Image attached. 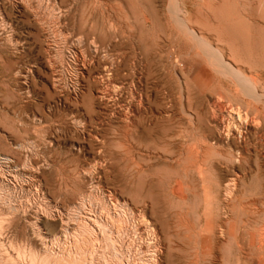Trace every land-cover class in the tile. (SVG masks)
I'll list each match as a JSON object with an SVG mask.
<instances>
[{
  "label": "rangeland",
  "instance_id": "1",
  "mask_svg": "<svg viewBox=\"0 0 264 264\" xmlns=\"http://www.w3.org/2000/svg\"><path fill=\"white\" fill-rule=\"evenodd\" d=\"M147 15L150 16V18ZM169 15L173 21L170 20L171 18ZM177 18L179 21L175 20ZM160 19L163 20L160 21ZM39 22H43L46 27L42 25L43 23L40 24ZM182 23L183 25H181ZM185 24L187 27H185ZM145 26L148 28L146 29ZM152 28L153 30L150 31ZM179 28H181L180 31L177 30ZM187 28L189 29L187 30ZM49 33H51V35H48ZM188 36L191 39H188ZM75 38L79 39L78 42ZM192 40H195L196 43L192 42ZM90 42L94 44L95 49L90 45ZM81 60L83 62H81ZM111 62H114L116 70H114L115 68L110 70ZM118 65L121 67L120 69ZM101 72H104L103 76ZM111 72L114 74L112 75ZM234 73H236V75ZM252 78H254L253 82L255 81L256 83L250 81ZM263 82L264 0H21L20 3L18 0H0V155H5L12 160L9 169L2 168L3 172L1 173V177L9 179L10 181L12 180L11 182L14 183L15 186L14 189L11 188L10 190L7 187L3 188L0 186V194L3 196V198L0 196V200L2 201V199H4L2 202L0 201V207L2 206L0 209V218L1 216L5 218L6 215L4 214L6 213L8 215L9 212L7 209H10V207L12 209L16 206L14 207L16 211L17 208L19 209L17 215L14 208L9 210L11 212L14 210L15 214H9L10 216H7L9 218H5L6 221L9 219L7 223H5L6 221L4 222L5 219L3 218L4 220L2 219L3 222L1 224L4 223L3 226H5H0L1 231L3 230L2 232L4 233L1 235L5 238L7 234L9 235L11 232V234H14L13 246L8 249L9 258L6 260L5 264H9L11 260L15 261L17 258L20 262H26L29 258V252L31 250V252H33L35 244L38 247V249H36L37 247L34 248L36 255L34 252H30L31 256L33 254L36 256L35 260H33L34 264H38V262L39 264L43 263L44 257H47V250H64L66 254L63 253L64 255H62L66 260L65 264L73 263L74 259L76 260H74V263H77L80 257L78 259V256L75 254H73L75 256L70 254L71 258L67 256L69 253V251L67 252V250H69V236L74 230V227L83 219V215L88 217L91 215L95 216L98 214L97 212L100 211L99 208L107 205L109 208L111 202L112 204L116 202L121 203L122 200H127L130 205L134 206H141L144 203L147 221L145 223L148 226L144 223L143 225H139L138 222L130 219L128 222L129 224H126L128 226L127 230L132 232H126L124 236H117L115 233H110V236H108L111 239H109V237L106 236L109 234L107 231L102 238L106 241L104 242V240L99 239L103 241L102 243L104 245H102L101 241L100 244L99 240L95 242L92 240V242H94V247L99 246L96 248V252L93 255L94 264L97 262V264H101V258L104 259L108 253L107 251L114 253V255L109 253V255L107 254L108 256L105 257L104 260H106L108 264H115L118 259H121V257L124 258L126 251L127 254L125 257L133 260V263L136 262L135 264H141L139 261H144V264L145 260L152 256V253L155 251L156 247L153 245L154 239H157L159 244L157 245L158 249L156 248V253L157 255L159 254L158 257L161 259L160 261H162L161 264H210L209 262L216 264L217 262L220 263V261L222 262L220 264H264V253L258 248L259 245L257 241L260 236H264V136L260 137L261 133L264 135ZM259 83L261 84L259 85ZM136 84L139 88H137ZM243 85L246 86L247 91L244 90ZM102 94H104V96ZM140 103L143 106L144 104L150 105H145V107H143ZM138 104H140V106ZM156 109L159 110L156 111ZM131 110H133L132 113ZM231 112H236L238 117L240 116L239 119L241 123L237 121V118L234 114H231ZM125 113L133 120V126H126V121L124 119ZM164 113L169 117L165 116ZM186 113L189 115H186ZM163 115L165 116L164 118ZM188 117L192 121H190ZM246 117L248 119H246ZM177 118H182V121L180 119V121L177 120ZM175 120L178 122L176 123ZM218 120L228 121L231 127L234 126L239 129L238 131L240 134L238 133V135L242 137L240 138L238 135L237 137L231 136L232 138H228V141H224V143L215 142V140L208 142L211 152L209 151L207 159L202 161V167H205V175L203 177L198 178L199 176L193 172H185L183 170V166L185 165V160L182 157L183 154H180L182 152L177 151L176 148L178 147L177 149L183 151L182 148L184 149L186 144H193L195 147L201 143L203 144L201 135L204 131L205 135L210 138L215 136L217 129L215 122ZM76 122L78 124L83 123V125H77ZM190 126L191 128L193 126L194 131L190 132ZM144 127L147 129L146 134L149 137L148 141L145 140V134L142 132L144 131ZM168 129L176 133L174 139L175 143H173L172 146L168 143H162L161 140H155L153 137ZM128 130H130L126 132L128 135L124 133L123 136H121L123 131ZM95 132H99L98 134L101 137L94 134ZM92 134L94 137H92ZM95 136L96 139H94ZM259 141L262 142L259 143ZM123 142L125 143L123 144ZM178 142H181L182 146ZM126 144H129L131 147ZM230 145L232 148L229 147ZM214 146L216 147L214 148ZM101 147L106 148L104 149ZM20 150L23 151L21 152ZM220 150H224V153ZM218 151H220V153ZM233 151L235 153H233ZM126 156H128L127 159ZM103 157H105V159H103ZM180 157H182V159ZM199 157L198 155V158ZM134 159L137 161L135 162ZM26 160L29 161L28 166ZM175 160L177 163H175ZM238 160L241 161L242 164H237L240 163ZM259 163L261 165H259ZM169 164H172V166H169ZM31 165L32 167H30ZM138 165L148 171L139 173L137 171ZM210 165H212L213 168ZM236 165L237 167H235ZM177 166L179 168H177ZM33 167L35 169H33L35 172L34 174L32 171ZM86 167L92 168L91 173L88 172L90 169H86V171L83 169ZM155 167H158V169ZM9 174L11 177L8 176ZM25 175L28 176L26 177ZM195 175L197 176L195 177ZM31 177H36L34 179L38 178V181ZM79 177L82 178L80 179ZM89 177H91V180ZM26 178L30 180V183H27L28 180ZM84 178H87V180ZM203 178H205V180H202ZM242 178L243 180H241ZM25 180L27 181L25 182ZM159 180L161 182H159ZM102 181L104 184H101ZM176 182L181 183L183 186L182 196H178L173 192V187ZM199 182L201 183L199 184ZM218 182H220V184ZM97 183L102 187L97 185ZM171 183L172 185L169 187ZM20 184H22V186ZM232 184L233 186L231 188L229 185ZM90 185L91 187H89ZM95 185L98 186V189ZM216 185L218 187L220 185L219 188L223 189L220 191ZM84 186L86 188H84ZM132 186L135 187L133 188ZM29 188L32 189L29 190ZM90 188L93 189L92 192ZM127 188L130 189L128 190ZM262 188L263 192L261 191ZM15 189L17 191H15ZM39 190L43 193L41 191L39 192ZM123 193H126L125 197ZM230 193L232 194L230 195ZM81 195L84 196L81 197ZM228 195L231 198H226ZM222 196H224L225 199ZM89 197L91 199L93 198V200H89ZM96 197L101 199H99L100 202L96 200L98 199ZM121 197L123 199H121ZM235 197L239 198L236 199ZM79 198H83L80 200L84 203L78 200ZM220 198H223V200ZM6 199H8V201H6L7 203L5 202ZM87 199L90 202L87 201ZM227 199H230L228 201L229 203H227ZM253 199L256 202H254ZM85 200L89 203V207ZM224 200L226 201L224 202ZM238 200H240V202ZM76 201L79 203L77 204ZM91 201L99 202V204L94 202L93 205ZM106 201H108L109 204ZM230 202H236L235 206ZM8 203H10L11 206ZM118 203L115 204V206L113 205L115 209H117V205L121 208ZM79 204H85L87 207L85 205L79 206ZM241 204H243L244 208H242ZM4 205L5 208L3 207ZM7 205L10 207L8 208ZM69 205L72 209L71 207H69L70 209L68 208ZM19 207L23 208L25 211ZM38 207L41 209L39 210ZM225 207H227V209ZM79 209L82 211L83 209L86 210L82 213ZM90 209L92 213H90L91 215L89 216L88 213ZM95 209L96 212H94V214L93 211H95ZM209 209L212 211H208ZM27 210L28 212H26ZM63 210H65L66 213ZM85 211L87 214L84 213ZM147 211H149V213ZM258 211L259 213L257 214ZM51 212H53V214ZM57 212H61L62 214L65 213L63 214L64 219L61 216L62 214H58ZM73 212L75 213L73 214ZM11 215H15L16 218H12ZM19 215L22 216L19 218ZM220 215L223 216L221 217ZM64 216H67L68 219ZM36 217H39L40 220L36 219ZM69 219H72L71 223ZM18 220L24 222L22 223L20 221L19 223ZM25 220L27 222H25ZM207 220L210 221L207 222ZM183 222H188L189 225H186L190 226L189 228L191 230H189L192 231L193 229L194 232L187 231V226H185ZM10 223H12L11 226L14 227V231L13 229L9 230ZM219 223L221 225H219ZM6 225L8 230L5 228ZM15 226L17 228H15ZM214 226L216 228H214ZM26 227L30 228L28 229ZM67 228L70 229L68 230ZM150 229H152L153 233H151ZM201 229L204 232L201 231ZM62 230L64 232H62ZM217 230L220 231L218 232ZM256 231H259V233H256ZM15 232L17 234H15ZM37 232H40V234ZM172 232L173 234H171ZM67 233L69 236L66 235ZM135 234L136 236H134ZM216 234L219 236H216ZM21 235H23L22 239L19 238ZM54 235L56 236L55 238ZM127 235L129 236L128 239ZM3 236H1L2 239H4ZM113 236L115 238H113ZM214 236L215 238L213 239ZM1 237L0 240H2ZM64 238L66 239L64 240ZM220 238L221 241L223 239L226 240L221 242ZM238 238H240V240ZM137 239L139 240L137 241ZM20 240L23 243H21ZM29 240H31V242ZM36 240L37 243H34ZM110 240H112V243ZM213 240H216V242ZM16 241L17 244L15 245ZM40 241L41 243H39ZM97 242L100 245L97 244ZM107 242L112 247L107 245ZM116 242H118L117 244L119 245H117ZM217 242H220L219 246ZM18 243L19 246L17 247ZM171 243L175 246L174 248H172L173 246ZM48 244L50 246H48ZM215 244L217 245L215 246ZM251 244L254 245L252 246ZM24 245L27 247V249H25L26 251H23L24 248H19L22 246L24 247ZM39 245L41 247H39ZM138 245L140 246L138 247ZM177 245H181V247H177ZM3 246L6 247L7 244H3ZM107 246L111 247H108V249L111 250H107ZM13 247H17L19 252L15 253L17 250ZM1 248L2 246L0 245V251L3 252L4 248ZM198 248L200 250H198ZM214 248H217V251H215ZM41 250H44V252ZM116 250L119 251L117 252ZM146 250L149 253H147ZM192 250H194V253H192ZM22 253L23 255L25 254V256L19 255ZM128 254L131 255L129 256ZM194 254H198L197 256L199 259ZM214 254L217 256L215 255V257ZM1 255L2 253L0 254V264H4ZM143 256L145 258H143ZM170 257H172L173 260ZM194 257L196 258L194 259ZM201 257H203V259ZM135 258H137V260ZM184 258H186V260ZM241 258L243 260H241ZM17 260L12 263L19 264L20 262H17Z\"/></svg>",
  "mask_w": 264,
  "mask_h": 264
},
{
  "label": "bare ground",
  "instance_id": "2",
  "mask_svg": "<svg viewBox=\"0 0 264 264\" xmlns=\"http://www.w3.org/2000/svg\"><path fill=\"white\" fill-rule=\"evenodd\" d=\"M13 1V0H12ZM21 1V0H20ZM20 1L18 0V2L20 3ZM25 1V0H24ZM139 1V0H138ZM177 1V0H176ZM17 2V1H16ZM27 2V1H26ZM149 3V2H148ZM171 4H173L172 2H170ZM14 4V3H13ZM29 4V3H28ZM27 4V5H28ZM94 4V3H93ZM145 4V3H144ZM169 4V3H168ZM11 5V4H10ZM21 5H22V3H21ZM25 5H26V3H25ZM139 5V4H138ZM178 5V4H177ZM177 5H176V7H177ZM23 6V5H22ZM153 6V5H152ZM14 7V6H13ZM20 7V6H19ZM26 7V6H25ZM24 7V8H25ZM168 7H169V5H168ZM17 8V7H16ZM29 8V7H28ZM31 8V7H30ZM69 8V7H68ZM21 9H22V7H21ZM29 10V9H28ZM151 10V9H150ZM179 10V9H178ZM177 10V11H178ZM120 11H121V9H120ZM31 12H32V10H31ZM150 12V11H149ZM153 12V11H152ZM148 13V12H147ZM35 15V14H34ZM173 15V14H172ZM36 16V15H35ZM55 16V15H54ZM148 16V15H147ZM170 16V15H169ZM149 18H150V16H148ZM147 17V18H148ZM154 17H156V16H154ZM153 17V18H154ZM173 17V16H172ZM175 17V16H174ZM178 17V16H177ZM184 17V16H183ZM182 17V18H183ZM37 18V17H36ZM54 18V17H53ZM143 18V17H142ZM170 18H171V16H170ZM4 19V18H3ZM2 19V20H3ZM59 19V18H58ZM159 19V18H158ZM168 19V18H167ZM37 20H39V19H37ZM156 20V19H155ZM163 20V19H162ZM161 19H160V21H162ZM169 20V19H168ZM171 21H173L172 20V18L170 19ZM169 20V21H170ZM175 20H177V21H179L178 20V18L177 19H175ZM183 20V19H182ZM245 20V19H244ZM40 21V20H39ZM54 21V20H53ZM177 21H175V22H177ZM5 22V21H4ZM3 22V23H4ZM57 22V21H56ZM144 22V21H143ZM182 22V21H181ZM256 22V21H255ZM40 23V22H39ZM43 23V22H42ZM42 23H40V24H42ZM151 23V22H150ZM162 23V22H161ZM249 23V22H248ZM253 23V22H252ZM173 24V23H172ZM43 26H45L46 27V25L43 23L42 24ZM181 25H183V23L181 24ZM186 25V24H185ZM249 25H250V23H249ZM5 26V25H4ZM3 26V27H4ZM41 26V25H40ZM129 26H130V24H129ZM139 26V25H138ZM147 26V25H146ZM145 26V27H146ZM150 26V25H149ZM178 26H179V23H178ZM151 27V26H150ZM163 27V26H162ZM171 27V26H170ZM173 27V26H172ZM183 27V26H182ZM185 27H187V25L185 26ZM49 28V27H48ZM148 27H146V29H147ZM41 29H43V28H41ZM50 29V28H49ZM48 29V30H49ZM150 29V28H149ZM172 29V28H171ZM175 29V28H174ZM180 29L181 28H179V29H177V30H179L180 31ZM184 29V28H183ZM183 29H182V31H183ZM189 28H187V30H188ZM45 30V29H44ZM145 30V29H144ZM153 30V28L150 30V31H152ZM163 30V29H162ZM43 31V30H42ZM133 31V30H132ZM165 31V30H164ZM116 32V31H115ZM137 32V31H136ZM197 32V31H196ZM133 33H134V31H133ZM133 33H132V35H133ZM165 33V32H164ZM168 33H170V32H168ZM167 33V34H168ZM176 33V32H175ZM192 33V32H191ZM194 33V32H193ZM112 34V33H111ZM138 34V33H137ZM171 34V33H170ZM169 34V35H170ZM45 35H47V34H45ZM48 35H51V33H49ZM115 35V34H114ZM51 37V36H50ZM78 37H80V36H78ZM189 37V36H188ZM47 38V37H46ZM134 38V37H133ZM76 39V41L78 42V38H75ZM188 39H191L190 37L188 38ZM137 40H138V38H137ZM48 41V40H47ZM192 42H195V40H192ZM73 43V42H72ZM196 43V42H195ZM200 43V42H199ZM135 44H136V42H135ZM205 44V43H204ZM76 45V44H75ZM90 45L92 46V47H94V49H95V46H94V44L93 43H91L90 42ZM200 45H201V43H200ZM115 46V45H114ZM159 47V46H158ZM202 48V47H201ZM154 49V48H153ZM158 49V48H157ZM156 49V50H157ZM166 49V48H165ZM155 51V50H154ZM167 51V50H166ZM156 52V51H155ZM162 53V52H161ZM74 54V53H73ZM189 55V54H188ZM218 57V56H217ZM82 58H84V57H82ZM213 58V57H212ZM125 59H126V57H125ZM86 61H87V59H86ZM140 61V60H139ZM81 62H83L82 60H81ZM107 62V61H106ZM85 63V62H84ZM123 63V62H122ZM138 63H140V62H138ZM119 64V63H118ZM136 64V63H135ZM120 65V64H119ZM119 65H118V67H119ZM81 66V65H80ZM79 66V67H80ZM83 66V65H82ZM81 66V67H82ZM120 66H122V65H120ZM177 66V65H176ZM84 67V66H83ZM109 67V66H108ZM136 67V66H135ZM211 67V66H210ZM75 68V67H74ZM114 69L115 68V65H114V62H111L110 63V70L111 69ZM121 67H119V69H120ZM233 68V67H232ZM79 69V68H78ZM137 69H139V68H137ZM235 69V68H234ZM107 70V69H106ZM105 70V71H106ZM110 70H109V72H110ZM114 70H116V68L114 69ZM176 70V69H175ZM230 70V69H229ZM256 70V69H255ZM104 71V72H105ZM113 71V70H112ZM120 71V70H119ZM119 71H117V72H119ZM136 71V70H135ZM80 72V71H79ZM103 72V73H104ZM116 72V73H117ZM233 72V71H232ZM102 73V72H101ZM103 73H102V76H103ZM112 73V72H111ZM110 73V74H111ZM142 73V72H141ZM238 73V72H237ZM114 73H112V75H113ZM133 74H135V73H133ZM230 74H233V73H230ZM235 75H236V73H234ZM240 74V73H239ZM257 74V73H256ZM105 75V74H104ZM106 75H108V74H106ZM139 75V74H138ZM143 75V74H142ZM241 75V74H240ZM259 75V74H258ZM100 76H101V74H100ZM251 76V75H250ZM105 77V76H104ZM103 77V78H104ZM107 77V76H106ZM133 77V76H132ZM134 77H136V76H134ZM140 77V76H139ZM256 78V77H255ZM258 78V77H257ZM130 79V78H129ZM133 79V78H132ZM138 79H140V78H138ZM249 80V79H248ZM253 80H254V78H252L250 81H252L253 82ZM135 81V80H134ZM137 81V80H136ZM179 81V80H178ZM130 82H132V81H130ZM129 82V83H130ZM244 82V81H243ZM128 83V82H127ZM253 83H256L255 81L253 82ZM262 83V82H261ZM261 83H259V85L261 84ZM264 83V82H263ZM141 84V83H140ZM247 84V83H246ZM252 84V83H251ZM125 85V84H124ZM129 85V84H128ZM131 86H133V85H131ZM136 86H137V84H136ZM142 86V85H141ZM244 86V85H243ZM253 86V85H252ZM251 86V87H252ZM255 86V85H254ZM118 87V86H117ZM123 87H125V86H123ZM122 87V88H123ZM129 87V86H128ZM134 87V86H133ZM258 87H260V86H258ZM137 88H139L138 86H137ZM136 88V89H137ZM244 88V90H246L247 91V89H246V86H244L243 87ZM264 88V87H263ZM125 89V88H124ZM157 89V88H156ZM181 89V88H180ZM259 89V88H258ZM130 90H132V89H130ZM249 90V89H248ZM264 91V90H263ZM103 93V92H102ZM133 94H135V93H133ZM101 95V94H100ZM103 96H104V94H102ZM107 95V94H106ZM136 95V94H135ZM102 97V96H101ZM141 97V96H140ZM145 97V96H144ZM144 97H143V99H144ZM181 98H183V97H181ZM146 99V98H145ZM107 100V99H106ZM142 100V99H141ZM159 100V99H158ZM184 100V99H183ZM109 101V100H108ZM147 101V100H146ZM182 101V100H181ZM187 101V100H186ZM140 102V101H139ZM141 102H143V101H141ZM170 102V101H169ZM137 103V102H136ZM163 103V102H162ZM141 104V103H140ZM140 104H138L139 106H140ZM181 104V103H180ZM134 105V104H133ZM142 105V104H141ZM145 105H148V104H144V106L143 107H145ZM150 105V104H149ZM148 105V106H149ZM187 105V104H186ZM153 106V105H152ZM184 106V105H183ZM198 106V105H197ZM200 106V105H199ZM202 106V105H201ZM215 106V105H214ZM259 106V105H258ZM181 107H182V105H181ZM131 108V107H130ZM151 108V107H150ZM153 108V107H152ZM157 108V107H156ZM224 108H225V106H224ZM233 108V107H232ZM232 108H231V110H232ZM183 109V108H182ZM212 109V108H211ZM135 110V109H134ZM137 110V109H136ZM140 110V109H139ZM159 110V109H158ZM157 109H156V111H158ZM125 111V110H124ZM132 111L133 110H131V113H132ZM138 111V110H137ZM185 111V110H184ZM200 111V110H199ZM140 112V111H139ZM155 112V111H154ZM165 112V111H164ZM181 112V111H180ZM138 113V112H137ZM148 113V112H147ZM152 113H153V110H152ZM162 113V112H161ZM170 113V112H169ZM173 113V112H172ZM198 113V112H197ZM201 113V112H200ZM127 113H125L124 115V119H125V121H126V126H128V127H131V126H133V120H131V118H129V116L128 115H126ZM134 114V113H133ZM144 114V113H143ZM156 114V113H155ZM159 114V113H158ZM165 114V113H164ZM180 114H182V113H180ZM188 113H186V115H187ZM231 114H234L235 115V117L237 118V121H239L240 122V119H239V117H238V114L235 112V113H232L231 112ZM135 115V114H134ZM140 115V114H139ZM149 115V114H148ZM177 115H179V114H177ZM176 115V116H177ZM189 115V114H188ZM198 115H201V114H198ZM204 115H207V114H204ZM230 115V114H229ZM246 115V114H245ZM137 116V115H136ZM141 116V115H140ZM150 116H152V115H150ZM165 116H167L166 114H165ZM164 115H163V118L165 117ZM174 116H175V114H174ZM181 116V115H180ZM179 116V117H180ZM185 116V115H184ZM192 116V115H191ZM231 116V115H230ZM131 117H133V116H131ZM167 117H169V116H167ZM167 117H166V119H167ZM178 117V116H177ZM199 117V116H198ZM206 117V116H205ZM74 118V117H73ZM137 118H139V117H137ZM147 118H148V116H147ZM189 118V117H188ZM128 119V120H127ZM161 119V118H160ZM159 119V120H160ZM176 119V118H175ZM180 119V118H179ZM178 118H177V120H179ZM182 119V118H181ZM180 119V120H181ZM203 119V118H202ZM246 119H248L247 117H246ZM245 119V120H246ZM75 120H77V119H75ZM75 120H74V123H75ZM80 120V119H79ZM79 120H78V122H79ZM142 120V119H141ZM144 120V119H143ZM179 120V121H180ZM187 120V119H186ZM189 120H190V118H189ZM81 121V120H80ZM124 121V122H125ZM134 121H136V120H134ZM149 121V120H148ZM182 121V120H181ZM190 121H192V120H190ZM201 121V120H200ZM175 122H176V120H175ZM178 122V121H177ZM176 122V123H177ZM188 122V121H187ZM245 122V121H244ZM77 123V122H76ZM136 123V122H135ZM134 123V124H135ZM140 123V122H139ZM162 123V122H161ZM164 123V122H163ZM184 123H185V121H184ZM192 123V122H191ZM209 123V122H208ZM241 123V122H240ZM79 124H82L83 125V123H79ZM78 123H77V125H79ZM124 124V123H123ZM137 124V123H136ZM156 124V123H155ZM180 124V123H179ZM182 124V123H181ZM76 125V124H75ZM82 125H81V127H82ZM143 125V124H142ZM150 125V124H149ZM166 125V124H165ZM169 125V124H168ZM199 125V124H198ZM197 125V126H198ZM210 125V124H209ZM247 125V124H246ZM246 125H245V127H246ZM73 126H74V124H73ZM158 126H159V124H158ZM184 126V125H183ZM215 126H216V134H215V136H213L212 138H210L209 136H207V135H205V131H204V135L202 134L201 136H202V139H201V141L203 142V144L201 145V144H199L198 146H196L197 148H199L200 149V151H199V149H197L195 146H193V144L192 145H187L186 144V147H184V149L182 148V150L183 151H180L179 149H177L178 147V145L176 146L177 148H176V150L177 151H179V152H182V153H180V154H183V159L185 160V165L183 166V170L185 171V172H188V173H191V172H193L194 174H197L199 177L198 178H201V177H203L204 175H205V170H204V168L205 167H202V161H204V160H206L207 159V156H208V152L210 151L209 150V144H208V142H210L211 140H215V142L217 141V142H223L224 143V141H228V138L229 139H231L232 137H237V135H238V133H239V129H237L236 127H234V126H230L229 125V123H228V121L226 122V121H216L215 122ZM80 127V126H79ZM156 127V126H155ZM210 127H211V125H210ZM121 128H122V125H121ZM184 128H186V127H184ZM190 128H191V126H190ZM125 129V128H124ZM186 129H188V128H186ZM205 129V128H204ZM82 130V129H81ZM126 130V129H125ZM143 130L144 131H142L144 134H145V140L146 141H148V136H147V129L144 127L143 128ZM200 130V129H199ZM130 130H128V131H123V133H121V136H123V134L125 133V135H128L126 132H129ZM192 131H194L193 130V126H192V128H191V130H190V132H192ZM202 131V130H201ZM165 132V133H164ZM99 133V132H98ZM97 132H95L94 134H96L97 136H99V137H101L99 134H98ZM157 133V132H156ZM198 134H200V133H198ZM240 134V133H239ZM93 135V134H92ZM91 135V136H92ZM124 135V136H125ZM134 135V134H133ZM155 135V134H154ZM192 135H193V133H192ZM255 135V134H254ZM200 136V137H201ZM232 136V137H231ZM239 136V135H238ZM257 136V135H256ZM264 135H262V133H261V136L260 137H263ZM92 137H94V135L92 136ZM104 137V136H103ZM154 137V139L155 140H161L162 141V143H168L169 145H171L172 146V144L173 143H175L174 142V139H175V137H176V133H175V131L173 132V131H170L169 129L168 130H166V131H163V133L161 132V133H159V134H157V135H155V136H153ZM195 137H197V136H195ZM231 137V138H230ZM240 137V136H239ZM242 137V136H241ZM240 137V138H241ZM247 137V136H246ZM198 138V137H197ZM258 138V137H257ZM94 139H96V136H95V138ZM105 139V138H104ZM124 139V138H123ZM127 139V138H126ZM245 139V138H244ZM99 140V139H98ZM102 141V140H101ZM100 141V142H101ZM105 141V140H104ZM107 141V140H106ZM111 141V140H110ZM125 141V140H124ZM128 141V140H127ZM199 141V140H198ZM138 142V141H137ZM187 142V141H186ZM195 142V141H194ZM238 142V141H237ZM243 142H244V140H243ZM243 142H242V144H243ZM252 142V141H251ZM262 142V141H261ZM260 141H259V143H261ZM21 143H23V142H21ZM25 143V142H24ZM103 143V142H102ZM125 142H123V144H124ZM129 143V142H128ZM178 143H180V145H181V142H178ZM196 143V142H195ZM226 143V142H225ZM234 143V142H233ZM254 143V142H253ZM258 143V142H257ZM258 143V144H259ZM28 144V143H27ZM100 144V143H99ZM130 144V143H129ZM128 144V145H129ZM138 144V143H137ZM213 144V143H212ZM228 144V143H227ZM241 144V145H242ZM245 144V143H244ZM21 145V144H20ZM111 145V144H110ZM127 145V144H126ZM127 145V146H128ZM131 145V144H130ZM129 145V146H130ZM133 145V144H132ZM179 145V146H180ZM195 145V144H194ZM211 145V144H210ZM214 145V144H213ZM225 145V144H224ZM229 145V144H228ZM250 145H252V144H250ZM29 146H30V144H29ZM100 146V145H99ZM103 146H104V143H103ZM108 146V145H107ZM136 146H138V145H136ZM136 146H133V147H136ZM142 146V145H141ZM166 146V145H165ZM168 146V145H167ZM182 146V145H181ZM180 146V147H181ZM185 146V145H184ZM238 146V145H237ZM247 146V145H246ZM258 146V145H257ZM21 147V146H20ZM131 147V146H130ZM216 146H214V148H215ZM224 147V146H223ZM223 147H222V149H223ZM229 147H231V145L229 146ZM228 147V148H229ZM240 147V146H239ZM253 147H255V146H253ZM19 148V147H18ZM29 148V147H28ZM101 148H104V147H101ZM101 148H100V150H101ZM106 148V147H105ZM104 148V149H105ZM137 148H139V147H137ZM141 148V147H140ZM166 148V147H165ZM227 148V147H226ZM225 148V149H226ZM227 148V149H228ZM232 148V147H231ZM237 148V147H236ZM244 148V147H243ZM246 148V147H245ZM17 149V148H16ZM128 149V148H127ZM126 149V150H127ZM130 149V148H129ZM29 150V149H28ZM99 150V151H100ZM131 150V149H130ZM129 150V151H130ZM140 150V149H139ZM154 150V149H153ZM174 150V149H173ZM229 150H232V149H230L229 148ZM18 151V150H17ZM21 152L23 151V150H20ZM98 151V152H99ZM108 151V150H107ZM122 151H124V150H122ZM143 151V150H142ZM217 151V150H216ZM220 151H224V150H220ZM220 151H218L219 153H220ZM257 151V150H256ZM19 152V151H18ZM24 152H27V151H24ZM29 152V151H28ZM148 152V151H147ZM158 152V151H157ZM211 152V151H210ZM229 152V151H228ZM231 152V151H230ZM238 152V151H237ZM260 152V151H259ZM32 153V152H31ZM105 153V152H104ZM108 153V152H107ZM133 153V152H132ZM142 153V152H141ZM224 153V152H223ZM233 153H235L234 151H233ZM247 153V152H246ZM23 154H25V153H23ZM113 154V153H112ZM111 154V155H112ZM121 154V153H120ZM135 154H137V153H135ZM134 154V155H135ZM143 154V153H142ZM263 154V153H262ZM30 155V154H29ZM106 155V154H105ZM105 155H103V156H105ZM122 155V154H121ZM124 155H127V154H124ZM134 155H133V157H134ZM138 155H139V153H138ZM160 155V154H159ZM198 155L200 156L199 158H198ZM222 155V154H221ZM235 155H237V154H235ZM241 155H243V154H241ZM164 156H165V153H164ZM170 156H172V155H170ZM180 156V155H179ZM223 156V155H222ZM264 156V155H263ZM107 157V156H106ZM150 157V156H149ZM166 157V156H165ZM182 157H180L181 159H182ZM243 157V156H242ZM27 158H28V154H27ZM124 158V157H123ZM128 158V156H126V159ZM139 158H140V156H139ZM142 158H144V157H142ZM141 158V159H142ZM163 158V157H162ZM179 158V159H180ZM231 158V157H230ZM244 158V157H243ZM12 159V158H11ZM26 159V158H25ZM103 159H105V157H103ZM109 159V158H108ZM200 159V160H199ZM238 159V158H237ZM239 159H240V157H239ZM245 159V158H244ZM243 159V160H244ZM263 159H264V157H263ZM115 160V159H114ZM129 160V159H128ZM153 160V159H152ZM178 160V159H177ZM235 160V159H234ZM27 161V160H26ZM125 161V160H124ZM134 161H135V159H134ZM137 161V160H136ZM135 161V162H136ZM161 161V160H160ZM237 161V160H236ZM239 161V160H238ZM11 162H12V160H10V158L9 157H7V156H3V155H0V183H1V187H3V188H9V190L11 189V188H15V186H14V183H12L9 179H6V178H2L1 177V173L3 172L2 171V168H6V169H9L10 168V165H11ZM20 162V161H19ZM154 162V161H153ZM167 162V161H166ZM165 162V163H166ZM235 162V161H234ZM240 163H237V164H242L241 163V161H239ZM247 162V161H246ZM28 163H29V161H27V166H28ZM139 163V162H138ZM137 163V164H138ZM164 163V164H165ZM175 163H177L176 162V160H175ZM174 163V164H175ZM263 163V162H262ZM12 164H14V163H12ZM90 164V163H89ZM97 164V163H96ZM136 164V165H137ZM161 164H162V162H161ZM223 164V163H222ZM222 164H221V166H222ZM225 164V163H224ZM247 164V163H246ZM122 165V164H121ZM139 165H140V163H139ZM139 165H138V169H137V171L139 172V173H145V172H147L148 170L147 169H143L142 167H139ZM142 165V164H141ZM178 165V164H177ZM218 165V164H217ZM227 165V164H226ZM225 165V166H226ZM231 165H232V163H231ZM259 165H261L260 163H259ZM13 166V165H12ZM98 166V165H97ZM158 166V165H157ZM169 166H172V164L170 165L169 164ZM175 166V165H174ZM180 166H181V164H180ZM204 166V165H203ZM211 167H212V165H210ZM220 166V167H221ZM233 166V165H232ZM14 167V166H13ZM21 167H24V166H21ZM20 167V168H21ZM30 167H32V165L30 166ZM92 167V166H91ZM94 167H96V166H94ZM132 167V166H131ZM176 167V166H175ZM174 167V168H175ZM182 167V166H181ZM207 167V166H206ZM234 167V166H233ZM235 167H237V165L235 166ZM15 168V167H14ZM18 168V167H17ZM16 168V169H17ZM124 168V167H123ZM155 168H157L158 169V167H155ZM177 168H179L178 166H177ZM213 168V167H212ZM212 168H210V169H212ZM243 168V167H242ZM241 168V169H242ZM256 168V167H255ZM260 168V167H259ZM23 170H25L26 169V167H25V169L24 168H22ZM34 167L32 168V171H33V174L35 173L34 172ZM79 169V168H78ZM83 169H85V171H86V169H90V167L88 168V167H86V168H83ZM99 169V168H98ZM97 169V170H98ZM133 169H135V168H133ZM182 169V168H181ZM239 169H240V167H239ZM4 170V169H3ZM11 170V169H10ZM14 170V169H13ZM213 170V169H212ZM214 170H215V167H214ZM244 170H245V168H244ZM5 171V170H4ZM8 171V170H7ZM18 171V170H17ZM91 171H92V168L90 169V171L88 170V172L89 173H91ZM101 171V170H100ZM109 171V170H108ZM156 171V170H155ZM177 171H178V169H177ZM228 171V170H227ZM226 171V172H227ZM241 171V170H240ZM249 171V170H248ZM250 171H251V168H250ZM253 171H254V169H253ZM263 171V170H262ZM14 172V171H13ZM12 172V173H13ZM79 172V171H78ZM77 172V173H78ZM84 172V171H83ZM87 172V173H88ZM158 172V171H157ZM156 172V173H157ZM163 172V171H162ZM181 172V171H180ZM184 172V173H185ZM213 172V171H212ZM214 172H216V171H214ZM241 172H243V171H241ZM7 173H9V172H7ZM16 173V172H15ZM29 173V172H28ZM80 173V172H79ZM78 173V174H79ZM97 173V172H96ZM121 173V172H120ZM133 173V172H132ZM178 173V172H177ZM218 173V172H217ZM221 173V172H220ZM224 173V172H223ZM236 173V172H235ZM250 173V172H249ZM254 173V172H253ZM252 173V174H253ZM5 174V173H4ZM11 174V173H10ZM10 174L8 175V176H10ZM76 174V173H75ZM85 174V173H84ZM107 174V173H106ZM193 174V175H194ZM210 174V173H209ZM243 174V173H242ZM13 175H14V173H13ZM16 175H17V173H16ZM15 175V176H16ZM23 175V174H22ZM29 175H30V173H29ZM32 175V174H31ZM71 175H73V174H71ZM83 175V174H82ZM81 175V176H82ZM87 175V174H86ZM85 175V176H86ZM95 175V174H94ZM187 175V174H186ZM197 175H195V177L197 176ZM213 175V174H212ZM215 175H216V173H215ZM233 175H234V173H233ZM238 175V174H237ZM240 175H241V173H240ZM247 175V174H246ZM251 175V174H250ZM261 175V174H260ZM264 175V174H263ZM6 176V175H5ZM7 176V177H8ZM26 177L28 176V175H25ZM77 176V175H76ZM75 176V177H76ZM79 176V175H78ZM100 176V175H99ZM163 176V175H162ZM189 176H190V174H189ZM211 176V175H210ZM221 176V175H220ZM235 176V175H234ZM234 176H232V177H234ZM239 176V175H238ZM4 177V176H3ZM11 177V176H10ZM93 177V176H92ZM101 177V176H100ZM122 177V176H121ZM133 177V176H132ZM231 177V176H230ZM242 177V176H241ZM244 177V176H243ZM14 178V177H13ZM16 178V177H15ZM18 178V177H17ZM32 178V177H31ZM34 178H36V177H34ZM34 178H32V179H34ZM80 178V177H79ZM82 178V177H81ZM80 178V179H81ZM90 178V180H91V177H89ZM88 178V179H89ZM118 178V177H117ZM169 178V177H168ZM223 178H224V176H223ZM239 178V177H238ZM245 178V177H244ZM12 179V178H11ZM27 179V178H26ZM38 179V178H37ZM37 179H34V180H37ZM71 179V178H70ZM76 179V178H75ZM85 179V178H84ZM164 179V178H163ZM179 179V178H178ZM196 179V178H195ZM208 179V178H207ZM215 179V178H214ZM28 180V179H27ZM27 180H25V182L27 181ZM85 180H87V178L85 179ZM93 180V179H92ZM117 180V179H116ZM131 180V179H130ZM133 180V179H132ZM197 180V179H196ZM199 180V179H198ZM202 180H205V178H203ZM217 180V179H216ZM221 180L223 181V179L221 178ZM220 180V181H221ZM225 180V179H224ZM241 180H243V178L241 179ZM23 181V180H22ZM29 181V182H28ZM27 181V183H30V180H28ZM38 181V180H37ZM76 181V180H75ZM81 181V180H80ZM95 181V180H94ZM185 181V180H184ZM183 181V182H184ZM188 181V180H187ZM235 181V180H234ZM249 181V180H248ZM15 182H16V180H15ZM71 182V181H70ZM76 182H78V181H76ZM93 182V181H92ZM98 182V181H97ZM118 182V181H117ZM159 182H161L160 180H159ZM158 182V183H159ZM172 182V181H171ZM193 182V181H192ZM195 182V181H194ZM247 182V181H246ZM26 183V184H27ZM33 183V182H32ZM35 183V182H34ZM79 183V182H78ZM87 183V182H86ZM169 183V182H168ZM174 183V182H173ZM201 182H199V184H200ZM217 183V182H216ZM219 184H220V182H218ZM19 184V183H18ZM39 184H40V182H39ZM77 184V183H76ZM84 184V183H83ZM90 184H92V183H90ZM95 184V183H94ZM101 184H104L103 183V181H102V183ZM121 184V183H120ZM182 184H186V183H182ZM228 184V183H227ZM21 186H22V184H20ZM38 185V184H37ZM97 185H100L99 183H97ZM97 185H95V186H97ZM122 185V184H121ZM126 185V184H125ZM171 185H172V183L170 184V186L169 187H171ZM174 185V184H173ZM207 185V184H206ZM209 185V184H208ZM214 185V184H213ZM226 185V184H225ZM240 185V184H239ZM238 185V186H239ZM18 186V185H17ZM16 186V187H17ZM27 186V185H26ZM39 186V185H38ZM41 186V185H40ZM199 186V185H198ZM200 186H202V185H200ZM215 186V185H214ZM217 186V185H216ZM231 188H232V186H233V184L232 185H229ZM263 186V185H262ZM0 187V188H1ZM37 187V186H36ZM88 187V186H87ZM89 187H91V185L89 186ZM100 187H102L101 185H100ZM133 188L135 187V186H132ZM186 187H189V186H186ZM203 187V186H202ZM218 187V186H217ZM219 187H220V185H219ZM218 187V188H219ZM81 188V187H80ZM84 188H86L85 186H84ZM97 189H98V186L96 187ZM95 188V189H96ZM104 188V187H103ZM103 188H101V189H103ZM131 188V187H130ZM129 188V189H130ZM193 188V187H192ZM201 188V187H200ZM214 188V187H213ZM213 188H212V191H213ZM230 188V189H231ZM235 188V187H234ZM13 189H12V191H13ZM19 189V188H18ZM32 189V188H31ZM30 188H29V190H31ZM36 189H38V188H36ZM91 190V192H92V188H90ZM100 189V188H99ZM128 189V188H127ZM128 189V190H129ZM197 189H199V188H197ZM209 189V188H208ZM220 189V191H221V189H223V188H219ZM229 189V188H228ZM8 190V189H7ZM22 190H24V189H22ZM42 190V189H41ZM41 190H39V192L41 191ZM87 190H89V189H87ZM121 190V189H120ZM134 190V189H133ZM216 190V189H215ZM232 190V189H231ZM237 190V189H236ZM1 191V190H0ZM15 191H17L16 189H15ZM20 191V190H19ZM96 191V190H95ZM101 191V190H100ZM161 191V190H160ZM166 191H167V189H166ZM196 191V190H195ZM207 191V190H206ZM210 191V190H209ZM219 191V192H220ZM229 191V190H228ZM234 191H235V189H234ZM240 191V190H239ZM262 192H263V188H262V190H261ZM14 192V191H13ZM38 192V191H37ZM42 192V191H41ZM91 192H89V193H91ZM94 192V191H93ZM103 192V191H102ZM101 192V193H102ZM105 192V191H104ZM109 192V191H108ZM128 192V191H127ZM173 192L175 193V194H177L178 196H182L183 195V186L181 185V183H179V182H176L175 183V186L173 187ZM211 192V191H210ZM214 192V191H213ZM227 192V191H226ZM1 193V192H0ZM43 193V192H42ZM87 193V192H86ZM86 193H85V195H86ZM190 193V192H189ZM217 193H218V191H217ZM97 194H99V193H97ZM124 194V193H123ZM126 194V193H125ZM124 194V197L126 196ZM206 194V193H205ZM211 194H212V192H211ZM232 193H230V195H231ZM263 194V193H262ZM7 195V194H6ZM64 195H65V193H64ZM78 195V194H77ZM89 195V194H88ZM104 195V194H103ZM106 195V194H105ZM191 195V194H190ZM202 195H203V193H202ZM227 195V194H226ZM0 196H2L1 194H0ZM8 196V195H7ZM82 196H84V195H81V197ZM92 196V195H91ZM94 196V195H93ZM96 196H98V195H96ZM192 196V195H191ZM224 196H225V192H224ZM224 196H222V197H224ZM238 196V195H237ZM258 196H260V195H258ZM6 197V196H5ZM4 197V198H5ZM80 197V196H79ZM100 197V196H99ZM99 197H96V198H98V199H96L97 201H99ZM103 197V196H102ZM207 197V196H206ZM212 197V196H211ZM229 197V195L226 197V198H228ZM250 197H252V196H250ZM2 198H3V196H2ZM1 198V199H2ZM6 198H9V197H6ZM12 198V197H11ZM77 198V197H76ZM105 198V197H104ZM112 198H114V197H112ZM117 198V197H116ZM229 198H231V197H229ZM236 198V197H235ZM239 198V197H238ZM238 198H236V199H238ZM249 198V197H248ZM80 199H83V198H79L78 200H80ZM95 199V198H94ZM118 199V198H117ZM121 199H123L122 197H121ZM220 199H222L223 200V198H220ZM224 199H225V197H224ZM255 199V198H254ZM253 199V200H254ZM261 199V198H260ZM4 199H2V201H3ZM89 200H93V198L91 199L90 197H89ZM88 199H87V201H89ZM101 200V199H100ZM112 200H114V199H112ZM205 200V199H204ZM230 200V199H229ZM228 199H227V203H229L228 201H229ZM233 200V199H232ZM231 200V201H232ZM251 200V199H250ZM252 200V201H253ZM256 200V199H255ZM254 200V202H256ZM1 201V200H0ZM1 201V202H2ZM6 201H8V199H6L5 200V202ZM15 201V200H14ZM81 202H82V200H80ZM87 201L85 200V202L87 203ZM115 201V200H114ZM113 201V202H114ZM117 201V200H116ZM226 200H224V202H225ZM239 202H240V200H238ZM0 202V203H1ZM13 202V201H12ZM11 202V203H12ZM73 202V201H72ZM77 202V201H76ZM90 202V201H89ZM91 202H93V201H91ZM95 203H98L99 204V202H96V201H94ZM94 202H93V205H94ZM106 202H108V201H106ZM120 202V201H119ZM205 202H206V200H205ZM214 202V201H213ZM246 202V201H245ZM244 202V205L246 204ZM7 203V202H6ZM79 202H77V204H78ZM82 203H84V202H82ZM118 202H116V203H114V204H112V202L109 204V202H108V204H109V208H108V205L107 206H105V207H101V208H99L100 209V211L99 212H97L98 214H96L95 216L94 215H91L90 213H92L91 212V209H90V211H89V216L90 217H88V216H85V215H83V219L79 222V223H77V226L76 227H74V230L72 231V233L70 234V236H69V234L67 233L66 235H68L69 236V250H67V252L69 251V253H68V255L67 256H69L70 257V254H75V255H77L78 257V259H79V257H80V259H82V260H78V262L77 263H74V260H73V258H72V260H73V263H67V264H94V262H93V255L95 254V252H96V248H98V247H94V242L95 241H98L99 239H101V240H104V239H102L103 237H104V235L106 234V232L108 231L109 232V234H107L106 236H110V233H115L117 236H124V234L126 233V232H129L128 230H127V224L126 223H128L129 222V220L130 219H133V220H135L136 222H138L139 223V225H143V223L144 224H146L145 222H147L146 221V215H145V204L143 203V205H141V206H134V205H130L129 204V202L127 201V200H122L121 201V203H118V204H120V207L121 208H119L118 207V205H117V209H115V204H117ZM212 203V202H211ZM231 203V202H230ZM235 203L236 202H234V203H231V204H233L234 206H235ZM248 203H249V201H248ZM258 203V202H257ZM9 205H10V203H8ZM58 204V203H57ZM89 203H87V205H88ZM101 204V203H100ZM225 204V203H224ZM230 204V205H231ZM252 204V203H251ZM254 204V203H253ZM1 205V204H0ZM13 205V204H12ZM15 205V204H14ZM81 205H85V204H81ZM80 204H79V206H81ZM90 205H91V203H90ZM92 205V206H93ZM114 205V206H113ZM207 205H208V203H207ZM210 205H212V204H210ZM247 205H249V204H247ZM255 205H256V203H255ZM259 205V204H258ZM8 206V205H7ZM6 206V207H7ZM11 206V205H10ZM10 206H8V208L10 207ZM48 206V205H47ZM63 206V205H62ZM86 206V205H85ZM96 206H98V205H96ZM95 206V207H96ZM226 206V205H225ZM241 206H242V208H244L243 207V204H241ZM246 206V205H245ZM2 207V206H1ZM1 207H0V209H1ZM4 208H5V205L3 206ZM13 207V206H12ZM14 207H16V206H14ZM13 207V208H14ZM40 207V206H39ZM38 207V209L40 210L41 208H39ZM69 207H71L70 205L68 206V208ZM74 207V206H73ZM76 207H77V205H76ZM76 207H74V208H76ZM87 207V206H86ZM85 207V208H86ZM88 207H89V205H88ZM94 207V208H95ZM211 207V206H210ZM230 207V206H229ZM232 207V206H231ZM260 207V206H259ZM12 208V209H13ZM20 208V207H19ZM44 208V207H43ZM42 208V209H43ZM91 208V207H90ZM93 208V207H92ZM98 208V207H97ZM96 208V209H97ZM150 208V207H149ZM208 208H209V206H208ZM218 208V207H217ZM221 208V207H220ZM223 208V207H222ZM226 209H227V207H225ZM246 209H248L247 207H245ZM11 209V207H10V209H7L8 210V215H7V213L6 214H4V215H6V217L5 218H9V217H7V216H10L9 214H15V212H17L19 209L17 208V211L15 210L16 208H14V210H15V212H14V210H13V212H11V211H9V210H12ZM20 209H22L23 210V208H20ZM27 209H29V208H27ZM55 209V208H54ZM70 209V208H69ZM71 209H72V207H71ZM96 209H95V211H93V213L94 212H96ZM207 209V208H206ZM212 209V208H211ZM45 210V209H44ZM44 210H42V211H44ZM47 210V209H46ZM53 210V209H52ZM80 210V209H79ZM84 210H86V209H83V211ZM103 210V211H102ZM213 210V209H212ZM212 210H208V211H212ZM217 210V209H216ZM231 210V209H230ZM250 210V209H249ZM252 210V209H251ZM255 210V209H254ZM23 211H25V210H23ZM23 211H22V213H23ZM48 211V210H47ZM54 211V210H53ZM58 211H59V209H58ZM62 211V210H61ZM63 211H65V210H63ZM72 211V210H71ZM83 211L82 210H80V212H82L83 213ZM224 211V210H223ZM259 211H262V210H259ZM259 211L257 212V214L259 213ZM3 212V211H2ZM6 212V211H5ZM21 212V211H20ZM20 212H19V214H20ZM26 212H28V210L26 211ZM40 212V211H39ZM39 212H38V214H39ZM49 212H50V210H49ZM55 212V211H54ZM148 213H149V211H147ZM220 212H221V209H220ZM246 212V211H245ZM4 213V212H3ZM2 213V214H3ZM21 213V214H22ZM41 213V212H40ZM45 213H46V211H45ZM52 214H53V212H51ZM58 213V212H57ZM59 213H61V212H59ZM58 213V214H59ZM65 213H66V211H65ZM65 213H63V214H65ZM75 212H73V214H74ZM77 213V212H76ZM84 213H86L87 214V212L85 211ZM180 213V212H179ZM181 213H183V212H181ZM198 213V212H197ZM207 213V212H206ZM226 213V212H225ZM249 213V212H248ZM18 214V212L16 213V215ZM24 215H25V213H23ZM57 214V215H58ZM62 214V213H61ZM63 214L61 215L62 216V218H63ZM71 214V213H70ZM95 214V213H94ZM173 214V213H172ZM184 214V213H183ZM228 214V213H227ZM23 215V216H24ZM45 215V214H44ZM72 215V214H71ZM76 215V214H75ZM82 215H81V217H82ZM181 215V214H180ZM199 215V214H198ZM204 215V214H203ZM209 215V214H208ZM226 215V214H225ZM251 215V214H250ZM12 216V218L14 217V218H16V216L14 215H11ZM22 216V215H21ZM20 215H19V218L21 217ZM31 216V215H30ZM42 216H43V214H42ZM60 216V217H61ZM76 216H79L78 214L76 215ZM85 216V217H84ZM183 216V215H182ZM213 216V215H212ZM221 217L223 216V215H220ZM237 216V215H236ZM236 216H235V218H236ZM41 217V216H40ZM53 217V216H52ZM55 217V216H54ZM65 218H67L68 219V217L67 216H64ZM180 217V216H179ZM185 217V216H184ZM203 217V216H202ZM201 217V218H202ZM206 217H208V216H206ZM209 217H211V216H209ZM250 217V216H249ZM261 217V216H260ZM4 217H2L1 216V221H0V226H3V224H1L3 221H2V219H3ZM4 218V219H5ZM11 218V217H10ZM61 218V219H62ZM186 218V217H185ZM184 218V219H185ZM223 218H225V217H223ZM256 218H257V215H256ZM3 219V220H4ZM22 219V218H21ZM36 219H39L40 220V218L39 217H36ZM36 219H34V220H36ZM48 219V218H47ZM54 219V218H53ZM64 219V218H63ZM80 219V218H79ZM181 219V218H180ZM203 219V218H202ZM209 219V218H208ZM219 219H220V217H219ZM227 219V218H226ZM225 219V220H226ZM247 219H250V218H247ZM246 219V220H247ZM251 219H253V218H251ZM13 220V219H12ZM11 220V221H12ZM22 220H24V219H22ZM22 220H18L19 221V223H20V221L22 222ZM56 220V219H55ZM70 220V219H69ZM72 220V219H71ZM71 220L69 221L70 223H71ZM76 220V219H75ZM187 220V219H186ZM196 220V219H195ZM201 220V219H200ZM215 220H218V219H215ZM214 220V221H215ZM243 220H245V219H243ZM257 220V219H256ZM6 221V219L4 220V222ZM7 221H9V219H7ZM7 221L5 222V223H7ZM10 221V222H11ZM192 221V220H191ZM210 220H207V222H209ZM224 221V220H223ZM248 221V220H247ZM251 221V220H250ZM24 222V221H23ZM22 222V223H23ZM25 222H27L26 220H25ZM49 222V221H48ZM77 222V221H76ZM149 222V221H148ZM218 222V221H217ZM216 222V223H217ZM226 222V221H225ZM9 223V222H8ZM18 223V224H19ZM38 223V222H37ZM135 223V222H134ZM150 223V222H149ZM148 223V224H149ZM215 223V222H214ZM220 223H221V221H220ZM219 223V225H221ZM253 223H254V221H253ZM264 223V222H263ZM262 223V224H263ZM11 224L12 223H10L9 224V226H10V228H9V226H8V228H9V230L11 229H13V231H14V227L13 226H11ZM14 224V223H13ZM17 224V225H18ZM27 224H30V223H27ZM32 224V223H31ZM50 224V223H49ZM74 224H75V221H74ZM129 224V223H128ZM132 224V223H131ZM136 224V223H135ZM183 224H185V226H187L186 224H188V222L187 223H185V222H183ZM199 224V223H198ZM208 224H210V223H208ZM222 224H223V222H222ZM243 224V223H242ZM245 224H246V222H245ZM244 224V225H245ZM259 224V223H258ZM8 225V224H7ZM7 225H6V229H7ZM16 225V226H17ZM57 225V224H56ZM67 225H72V224H67ZM147 225V224H146ZM177 225V224H176ZM189 225V224H188ZM219 225H217V226H219ZM5 226V225H4ZM3 226V227H4ZM15 226V228H17ZM29 226V225H28ZM148 226V225H147ZM179 226H180V224H179ZM215 226H216V224H215ZM214 226V228H216ZM223 226V225H222ZM229 226V225H228ZM264 226V225H263ZM13 227V228H12ZM34 227H35V225H34ZM58 227V226H57ZM135 227V226H134ZM188 227V228H187ZM186 227V230L187 231H190L191 229L189 228L190 226H187ZM192 227V226H191ZM198 227H200V226H198ZM202 227V226H201ZM206 227H207V225H206ZM206 227H205V229H206ZM210 227V226H209ZM211 227L213 228V226H212V224H211ZM26 228H30V227H26ZM37 228V227H36ZM63 228V227H62ZM71 228V227H70ZM70 228H67L68 230L70 229ZM132 228V227H131ZM130 228V229H131ZM173 228V227H172ZM208 228V227H207ZM223 228V227H222ZM230 228V227H229ZM258 228V227H257ZM262 228V227H261ZM264 228V227H263ZM5 229V230H6ZM39 229V228H38ZM41 229V228H40ZM56 229V228H55ZM60 229V228H59ZM65 229V228H64ZM66 229V230H67ZM72 229V228H71ZM133 229V228H132ZM190 229V230H189ZM198 229V228H197ZM211 229V228H210ZM224 229V228H223ZM223 229H221V230H223ZM4 230V232L6 233V231L8 230H6L5 231ZM17 230V229H16ZM34 230V229H33ZM37 230V229H36ZM44 230V229H43ZM61 230V229H60ZM196 230V229H195ZM212 230V229H211ZM240 230V229H239ZM0 231H1V229H0ZM3 231V230H2ZM1 231V233H0V237L1 236H3V235H1V234H4L3 232ZM29 231H31V230H29ZM41 231V230H40ZM46 231V230H45ZM48 231H50V230H48ZM150 231H151V233H153V231H152V229H150ZM178 231V230H177ZM179 231H181V230H179ZM192 231L194 232V230L192 229ZM192 231H190V232H192ZM201 231H203L202 229H201ZM207 231H209V230H207ZM215 231V230H214ZM218 231V230H217ZM220 231V230H219ZM218 231V232H219ZM264 231V230H263ZM26 232V231H25ZM33 232V231H32ZM62 232H64L63 230H62ZM66 232V231H65ZM130 232H132V231H130ZM129 232V233H130ZM135 232V231H134ZM174 232V231H173ZM173 232L171 233V234H173ZM204 232V231H203ZM210 232V231H209ZM223 232V231H222ZM224 232H225V230H224ZM8 233V232H7ZM12 233V232H11ZM7 234V236H6V238L3 236V238L4 239H2V237H1V239L2 240H0L1 242V246H2V248H4L5 246H3V244H7V246L3 249V252L2 251H0V254L2 253V260H3V262H4V264H5V262H6V260H8V258H9V254H8V249L10 248V247H12L13 246V242H14V234ZM14 233V232H13ZM20 233V232H19ZM19 233H18V236H19ZM38 233V232H37ZM43 233V232H42ZM170 233V232H169ZM196 233V232H195ZM199 233V232H198ZM211 233V232H210ZM216 233V232H215ZM256 233H259V231L257 232L256 231ZM15 234H17L16 232H15ZM29 234V233H28ZM33 234H34V232H33ZM38 234H40V232L38 233ZM50 234H51V232H50ZM138 234V233H137ZM155 234V233H154ZM220 234H222V233H220ZM30 235V234H29ZM28 235V236H29ZM112 235V234H111ZM130 235V234H129ZM133 235V234H132ZM148 235V234H147ZM153 235V234H152ZM167 235V234H166ZM180 235V234H179ZM184 235H185V232H184ZM214 235V234H213ZM225 235V234H224ZM259 235V234H258ZM260 235H262V234H260ZM17 236V235H16ZM23 235H21V237H19L20 239H22L23 237H22ZM25 236H27V235H25ZM32 236V235H31ZM60 236V235H59ZM108 236V237H109ZM117 236H116V239H117ZM126 236V235H125ZM134 236H136V234L134 235ZM155 236V235H154ZM161 236V235H160ZM176 236V235H175ZM193 236V235H192ZM216 236H219L218 234H216ZM228 236H230V235H228ZM237 236V235H236ZM38 237V236H37ZM56 236L54 235V238H55ZM112 237V236H111ZM128 235H127V239H128ZM147 237V236H146ZM153 237V236H152ZM220 237H221V235H220ZM226 237V236H225ZM26 238V237H25ZM28 238V237H27ZM39 238V237H38ZM54 238H53V240H54ZM61 238V237H60ZM107 238V237H106ZM113 238H115L114 236H113ZM125 238V237H124ZM123 238V239H124ZM154 238V237H153ZM152 238V239H153ZM166 238V237H165ZM195 238V237H194ZM215 238V236L213 237V239ZM222 238V237H221ZM221 238H220V241H221ZM223 238H224V236H223ZM241 238V237H240ZM240 238H238L239 240H240ZM17 239V238H16ZM30 239V238H29ZM33 239H34V237H33ZM36 239V238H35ZM66 238H64V240H65ZM109 239H111L110 237H109ZM126 239V240H127ZM132 239H133V237H132ZM135 239H136V237H135ZM162 239V238H161ZM196 239V238H195ZM195 239H194V241H195ZM218 239V238H217ZM216 239V240H217ZM235 239V238H234ZM17 240H19V239H17ZM27 240V239H26ZM25 240V241H26ZM63 240V241H64ZM92 240H94V242H92ZM101 240H99V243H100V241ZM139 239H137V241H138ZM176 240V239H175ZM198 240V239H197ZM216 240H213V241H215L216 242ZM219 240V239H218ZM224 240H226V239H223L222 241H224ZM30 242H31V240H29ZM29 241H27V242H29ZM35 241V240H34ZM34 241H32V242H34ZM56 241H58V240H56ZM106 240H104V242H105ZM111 241V243H112V240H110ZM109 241V242H110ZM123 241V240H122ZM132 241V240H131ZM134 241V240H133ZM145 241V240H144ZM166 241V240H165ZM171 241V240H170ZM174 241V240H173ZM178 241V240H177ZM188 241V240H187ZM221 241V242H222ZM258 241V245H259V249H260V251L262 252V253H264V236H260L259 237V240H257ZM20 242H21V240H20ZM42 242H43V240H42ZM47 242V241H46ZM68 242V241H67ZM92 242V243H91ZM103 241H101V243H102ZM126 242V241H125ZM130 242V241H129ZM21 243H23V242H21ZM20 243V244H21ZM34 243H37V240H36V242H34ZM39 243H41V241L39 242ZM58 243V242H57ZM64 243V242H63ZM66 243V242H65ZM98 242H97V244H99ZM100 243V244H101ZM118 242H116V244H117ZM146 243V242H145ZM144 243V244H145ZM161 243V242H160ZM193 243V242H192ZM213 243V242H212ZM218 243V242H217ZM220 243V242H219ZM219 243H218V246H219ZM236 243V242H235ZM17 244V241H16V243H15V245ZM25 244H26V242H25ZM30 244V243H29ZM62 244V243H61ZM90 244V245H89ZM99 244V245H100ZM122 244H124V243H122ZM133 244H134V242H133ZM143 244V243H142ZM172 244V243H171ZM170 244V245H171ZM179 244V243H178ZM184 244H186V243H184ZM190 244V243H189ZM21 245H23V244H21ZM20 245V246H21ZM31 245V244H30ZM29 245V246H30ZM38 245V244H37ZM52 245V244H51ZM57 245V244H56ZM102 245H104L103 243H102ZM101 245V246H102ZM107 245H109L108 244V242H107ZM115 245V244H114ZM113 245V246H114ZM117 245H119V244H117ZM153 245H154V247H158L157 245H159L158 244V242H157V239H154L153 240ZM175 245H176V243H175ZM213 245H214V243H213ZM217 244H215V246H216ZM252 245V244H251ZM254 245V244H253ZM252 245V246H253ZM19 246V243H18V245H17V247ZM46 246V245H45ZM45 246H43V247H45ZM48 246H50L49 244H48ZM61 246V245H60ZM88 246H90V247H88ZM96 246V245H95ZM109 246H111V245H109ZM109 246H107V250H111V249H108V247ZM140 245H138V247H139ZM161 246V245H160ZM172 248H174L175 246L172 244ZM181 247V245H177V247ZM191 246H192V244H191ZM196 246V245H195ZM15 248V247H13V248H15L17 251H15V253H18L19 252V249L18 248ZM26 247V245H24V247L22 246V247H19V248H24L23 249V251H26L25 249H27V247ZM32 247V246H31ZM33 247H34V245H33ZM32 247V248H33ZM35 247H37L36 246V244H35ZM34 247V248H35ZM39 247H41L40 245H39ZM63 247V246H62ZM67 247V246H66ZM67 247V248H68ZM112 247V246H111ZM111 247H109V248H111ZM151 247V246H150ZM149 247V248H150ZM153 247V248H154ZM165 247V246H164ZM164 247H162V248H164ZM213 247V246H212ZM246 247H248V246H246ZM1 248V249H2ZM12 248V249H13ZM34 248H33V252H34V254L36 255V251H34ZM61 248V247H60ZM115 248V247H114ZM126 248H127V246H126ZM130 248V247H129ZM156 248H155V251H154V253H152V256H150L147 260H145V263L144 264H161V262L162 261H160L161 259L158 257L159 256V254L157 255V250H156ZM161 248V247H160ZM189 248V247H188ZM239 248V247H238ZM29 249L31 250V248L29 247ZM28 249V250H29ZM36 249H38V247L36 248ZM40 249V248H39ZM43 249V248H42ZM47 249V248H46ZM49 249V248H48ZM55 249V248H54ZM62 249V248H61ZM102 249V248H101ZM118 249V248H117ZM120 249H122V248H120ZM148 249V248H147ZM158 249V248H157ZM182 249H183V246H182ZM181 249V250H182ZM194 249V248H193ZM217 248H214V250L215 251H217L216 250ZM232 249V248H231ZM244 249H245V247H244ZM45 250V249H44ZM44 250H41V251H43L44 252ZM162 250V249H161ZM184 250H186V249H184ZM188 250V249H187ZM198 250H200L199 248H198ZM212 250H213V248H212ZM239 250H240V248H239ZM14 251V250H13ZM20 251H21V249H20ZM32 251V250H31ZM30 251V252H31ZM63 251V252H62ZM62 251H60V250H58V251H54V250H47L46 251V255H47V257H44V259H43V263L42 264H65V259L63 258L64 256V254H66L65 252H64V250H62ZM117 252L119 251V250H116ZM121 251V250H120ZM134 251V250H133ZM142 251H144V250H142ZM147 251V250H146ZM189 251V250H188ZM194 250H192V253H194L193 252ZM234 251V250H233ZM22 252V251H21ZM20 252V253H21ZM30 252H29V258H28V260L25 262H20V260H17V262L19 261L20 263H22V264H34V262H33V260H35V255L33 254L32 256H31V254H30ZM33 252H31V253H33ZM108 253V255H109V253H111V252H109V251H107ZM122 252L124 253V251L122 250ZM121 252V253H122ZM129 252V251H128ZM200 252V251H199ZM219 252V251H218ZM237 252H239V251H237ZM27 253V252H26ZM42 253V252H41ZM64 253V254H63ZM116 253V252H115ZM126 254H127V251L125 252ZM134 253V252H133ZM147 253H149L148 251H147ZM151 253V252H150ZM160 253V252H159ZM164 253H166V252H164ZM191 253V254H192ZM197 253V252H196ZM28 254V253H27ZM37 254H40V253H37ZM43 254V253H42ZM41 254V255H42ZM63 254V255H62ZM101 254H102V252H101ZM106 254V256L105 257H107L108 255ZM111 254H113L114 255V253H111ZM117 254V253H116ZM126 254L124 255V258L123 257H121V259H118L119 258V256H118V261H117V263H115V264H135V263H133V260H131V259H129L128 257H125L126 256ZM200 254H202V253H200ZM237 254V253H236ZM245 254V253H244ZM20 256L21 255H23V253L22 254H19ZM75 255H73V256H75ZM119 255H120V253H119ZM123 255V254H122ZM129 255V254H128ZM131 255V254H130ZM129 255V256H130ZM143 255H144V253H143ZM150 255V254H149ZM177 255V254H176ZM194 255H198V254H194ZM210 255V254H209ZM216 254H214V256H215ZM23 256H25V254L23 255ZM34 256V257H33ZM66 256V257H67ZM102 256V255H101ZM101 256H98V257H101ZM111 256V255H110ZM133 256V255H132ZM163 256H164V254H163ZM217 256V255H216ZM215 256V257H216ZM239 256V255H238ZM247 256V255H246ZM16 257V256H15ZM30 257H33V258H30ZM40 257V256H39ZM38 257V258H39ZM103 257H104V255H103ZM105 257H104V259H105ZM134 257V256H133ZM184 257H186V256H184ZM204 257V256H203ZM203 257H201L202 259H203ZM214 257V258H215ZM14 258V257H13ZM71 258V257H70ZM109 258V257H108ZM112 258V257H111ZM114 258V257H113ZM116 258V257H115ZM143 258H145L144 256H143ZM170 258H172V257H170ZM196 257H194V259H195ZM197 258H198V256H197ZM200 258V259H201ZM219 258V257H218ZM243 258V257H242ZM241 258V260H243ZM261 258V257H260ZM22 259V258H21ZM26 259H27V257H26ZM96 259V258H95ZM98 259V258H97ZM104 259H102L101 258V264H108L107 262H106V260H104ZM116 259V260H117ZM136 260H137V258H135ZM165 259V258H164ZM185 260H186V258H184ZM188 259V258H187ZM199 259V258H198ZM216 259V258H215ZM16 260L14 261V260H11V263H9V264H13L12 262L14 261V262H16ZM24 260V259H23ZM39 260V259H38ZM112 260V259H111ZM110 260V261H111ZM142 260V259H141ZM169 260V259H168ZM172 260H173V258H172ZM181 260V259H180ZM190 260V259H189ZM197 260V259H196ZM210 260V259H209ZM213 260V259H212ZM217 260V259H216ZM218 260H220V259H218ZM240 260V259H239ZM36 261H37V259H36ZM76 261V260H75ZM100 261V260H99ZM110 261H108V262H110ZM177 261V260H176ZM211 261V260H210ZM259 261V260H258ZM41 262V261H40ZM113 262H114V260H113ZM116 262V261H115ZM141 264H143V262H141V261H139ZM164 262V261H163ZM188 262V261H187ZM225 262V261H224ZM19 263V264H20ZM98 263V262H97ZM96 263V264H97ZM168 263H170V262H168ZM183 263V262H182ZM189 263V262H188ZM210 264L212 263V262H209ZM217 263H219V262H217ZM216 263V264H217ZM220 263H222L221 261H220ZM219 263V264H220ZM15 264H18V263H15ZM38 264H39V262H38ZM173 264V263H172ZM175 264V263H174ZM192 264V263H191ZM213 264V263H212ZM215 264V263H214ZM241 264H243V263H241Z\"/></svg>",
  "mask_w": 264,
  "mask_h": 264
}]
</instances>
